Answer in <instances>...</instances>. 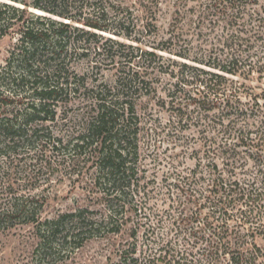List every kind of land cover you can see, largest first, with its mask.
I'll use <instances>...</instances> for the list:
<instances>
[{
    "label": "trees",
    "instance_id": "1",
    "mask_svg": "<svg viewBox=\"0 0 264 264\" xmlns=\"http://www.w3.org/2000/svg\"><path fill=\"white\" fill-rule=\"evenodd\" d=\"M100 1L0 0V37L19 35L0 69V101L24 100L29 96L15 97L23 90L35 96L12 115H0V230L32 223L44 259H64L91 238L121 232L130 211L143 212L137 197L147 201L150 191L142 183V125L136 102L127 96L144 88L157 91L154 78L167 76V95L179 116L175 124L194 130L191 153L197 157L195 166L166 176L169 196L177 195L171 231L182 246L161 238L141 256L136 226V241L122 249L117 264H264V0H195L190 8L191 0H176L170 35L150 47L149 40L133 38L129 23L111 26ZM188 14L201 41L184 39L183 45ZM92 38L94 66L100 58L115 63L111 84L89 81L66 67L70 51L83 47L81 54H89ZM82 88L90 101L84 125L54 147L92 161L105 211L99 217L81 206L44 218V199L24 191L13 163L23 156L19 147L40 136L43 128L33 122L54 119L60 95ZM158 216L153 233L163 220Z\"/></svg>",
    "mask_w": 264,
    "mask_h": 264
},
{
    "label": "rangeland",
    "instance_id": "2",
    "mask_svg": "<svg viewBox=\"0 0 264 264\" xmlns=\"http://www.w3.org/2000/svg\"><path fill=\"white\" fill-rule=\"evenodd\" d=\"M176 0H103L99 5L108 10L107 22L115 27L118 22L129 23L132 35H137L142 39L158 43L162 37L170 35V24L175 17ZM190 5L196 3L195 0L189 2ZM115 5V8L112 6ZM93 7V6H90ZM186 7V9H188ZM184 9V7H182ZM192 13V12H191ZM192 14L185 17L188 23V34L184 35L180 43L185 45L189 39L199 43V28L195 22L190 20ZM196 20V15H194ZM184 19V20H185ZM183 20V21H184ZM134 23L135 29H134ZM149 23L148 31H138L143 24ZM126 29V28H123ZM106 35H113L105 32ZM127 43H137L134 39L118 36ZM184 39L186 42L184 43ZM19 35L12 33L0 37V69L7 64L12 50L17 46ZM88 55H83V47L78 51L71 52L66 60V67L69 72L73 69L81 75H86L88 80L95 83L102 81L113 83L116 78V67L111 60L99 59L97 66L94 63L98 60L95 55V42L92 38ZM145 46L144 44H142ZM114 52V50L112 51ZM165 52V51H163ZM168 54L167 52H165ZM18 61L15 62V65ZM15 67L13 70L15 71ZM17 71V70H16ZM167 76L154 78L153 83L158 87L146 88L134 94L131 91L127 99L136 102V107L141 119V165L144 168L143 184L150 191V197L146 201L144 197L137 199L144 202L143 212L136 213L134 210L127 214L128 221L124 229L119 233H108L104 236L94 237L87 240L83 246L76 249L70 256L64 259H44L37 251L39 237L35 232L32 223H18L13 227L0 230V264H117L120 262L122 249L128 248L132 242L136 241L132 233L134 227H139L138 231V254L147 255L161 238H172L178 243V248L182 246L180 238L171 231L177 214L176 204L173 201L177 196H169V181L166 176L172 171H186L195 166L197 157L192 154L194 139L190 128H180L176 125L179 116L176 107L171 102V96L167 95L169 84ZM5 87V86H4ZM7 88L6 93H14V89ZM17 99L29 96L24 100L14 102L0 101V115H12L18 107L27 105V99H33L31 90L18 91ZM11 93V94H12ZM88 92L84 88L80 90L69 89L60 95V99L53 105L56 116L54 119L35 121L34 126L42 127L39 131V138L31 140L29 144H22L19 150L22 152L20 158L14 160V171H18L20 183L24 185V191L36 193L44 199L45 205L42 216L55 217L61 212L76 209L78 207H89L97 210L100 217L105 211L103 193L95 185L94 168L92 161L83 156H77L69 148H55L58 145V138L63 140L62 144L71 140L83 127V115L90 101ZM182 129V130H181ZM50 133L51 142H46L45 137ZM59 143L58 146H60ZM196 147H199L197 144ZM6 165V163H3ZM6 169V166L4 167ZM173 179V178H171ZM149 182V183H147ZM142 184V185H143ZM145 189V190H146ZM142 205V204H141ZM166 209L170 213L166 212ZM144 211L149 213L148 217ZM172 214V216H171ZM158 215H163L160 226L156 232L150 227H155Z\"/></svg>",
    "mask_w": 264,
    "mask_h": 264
}]
</instances>
